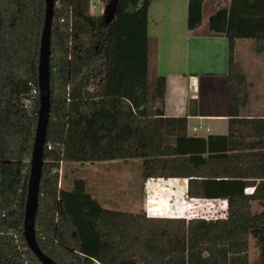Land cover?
I'll use <instances>...</instances> for the list:
<instances>
[{
	"label": "trees",
	"instance_id": "1",
	"mask_svg": "<svg viewBox=\"0 0 264 264\" xmlns=\"http://www.w3.org/2000/svg\"><path fill=\"white\" fill-rule=\"evenodd\" d=\"M150 1L116 0L108 21L90 13L92 0H54L37 244L58 264H249L251 237L264 264V207H251L264 205V117L238 116L249 93L234 54L236 38L253 39L255 51L264 53V0H230L209 17V29L227 39L229 120L227 134L207 137L190 135L185 115L164 112L166 80L151 71ZM201 5L188 0L189 29L200 22ZM44 15V0H0V264H42L22 235L38 96L29 106L22 101L37 87ZM204 155L226 158L229 176L204 179L202 195H192L189 178L187 195L225 199L224 214L216 217L104 207L65 168L140 159L143 180L191 177V158ZM247 186H254L251 193Z\"/></svg>",
	"mask_w": 264,
	"mask_h": 264
},
{
	"label": "crops",
	"instance_id": "2",
	"mask_svg": "<svg viewBox=\"0 0 264 264\" xmlns=\"http://www.w3.org/2000/svg\"><path fill=\"white\" fill-rule=\"evenodd\" d=\"M111 1V4H108L104 3V0H92L91 14H103L106 20H111L116 0ZM229 3L230 0L210 3L202 0L201 20L190 29L187 27L188 0H151L148 7L147 31L156 48L151 71L163 75L166 80L164 112L169 116L185 115L190 135L207 137L225 135L228 132L227 39L224 34L211 31L208 20L217 9L227 8ZM251 40L253 39L236 38L234 46L236 60L240 62L248 81L249 101L245 107L240 108L238 115L246 118L264 117V53L256 52L255 47L252 49ZM213 142L214 145L221 146L223 139L215 138ZM191 159L196 161L191 165V177H179L182 182L179 178L143 180L139 177L141 191L136 188L137 192L125 200L127 207L122 210L144 212L148 216H195L189 214V205L208 199L186 196L189 178L192 195H202L204 179L227 178L229 172L226 158L204 155ZM101 165L105 167V163L92 162L73 163L65 168L93 173L98 179L96 175ZM58 168L62 173L61 162ZM107 169L110 170L107 166L101 170ZM94 177L77 178L85 181V190L102 206L116 207L117 200L114 196L118 199L123 197L111 192L106 182H96ZM110 181L112 182V179ZM150 198L164 202L154 204L149 201ZM220 200V206L226 207V200ZM155 205L160 207H154ZM8 233L11 234V230H8Z\"/></svg>",
	"mask_w": 264,
	"mask_h": 264
},
{
	"label": "water",
	"instance_id": "3",
	"mask_svg": "<svg viewBox=\"0 0 264 264\" xmlns=\"http://www.w3.org/2000/svg\"><path fill=\"white\" fill-rule=\"evenodd\" d=\"M45 15L41 29L37 63L38 109L31 148L29 174L23 208L22 235L27 247L42 264H58L39 248L36 241L35 217L43 164V149L50 111V35L54 0H44ZM182 182V178H179Z\"/></svg>",
	"mask_w": 264,
	"mask_h": 264
},
{
	"label": "rangeland",
	"instance_id": "4",
	"mask_svg": "<svg viewBox=\"0 0 264 264\" xmlns=\"http://www.w3.org/2000/svg\"><path fill=\"white\" fill-rule=\"evenodd\" d=\"M205 1L207 3H210V2L228 1V0H205ZM111 2H112L111 0H104V3L111 4ZM94 15H97V14H94ZM251 47L252 49H254L253 40H251ZM95 163H105V167H103V165L99 167L101 169H104L107 166L108 168H110V170L107 169L105 171V170L100 169L99 173L96 175L98 179L94 177L93 173H92L93 175L90 173H83L82 170L80 171V169L79 171L70 172L69 175L71 177H81V178H85V176L87 177L93 176L96 179V182L97 180H102L103 182H106V186L111 192H113L116 195L120 194V196L123 197V198L119 197L118 199L117 197L114 196V199L117 200L115 202L116 208L125 209L127 207L126 206L127 201L125 200H127L130 196H133V194L137 192V189L139 190V192L141 191V188H140L141 184L138 179L140 177V172H141V160L140 159H130L127 162H124L123 160H107V161L95 162ZM110 179H112V182L110 181ZM186 199L187 198L185 197V200ZM220 201H221L220 199L216 198L214 200L208 199L204 202L200 201L199 204L196 203L195 205L190 204L188 208V212L189 214H194L195 216H202L206 218L223 215L225 207L220 206ZM251 207H252V211H259L263 208V206H261L257 202H252ZM254 247L255 246L253 244V239L249 237V249L247 251V258H248V261H251L250 264H258L257 262L258 250L257 248L254 249Z\"/></svg>",
	"mask_w": 264,
	"mask_h": 264
},
{
	"label": "built area",
	"instance_id": "5",
	"mask_svg": "<svg viewBox=\"0 0 264 264\" xmlns=\"http://www.w3.org/2000/svg\"><path fill=\"white\" fill-rule=\"evenodd\" d=\"M38 96V87H33L32 89H31V92H30V97L28 98H24L23 99V104H24V106H29L30 105V102H31V97H35V96ZM51 146H50V144H47V148H50ZM53 171H55V170H53ZM57 173H58V175L61 173V169L60 168H58L57 169ZM253 189H254V186H247L245 189H244V191L246 192V193H251L252 191H253Z\"/></svg>",
	"mask_w": 264,
	"mask_h": 264
}]
</instances>
